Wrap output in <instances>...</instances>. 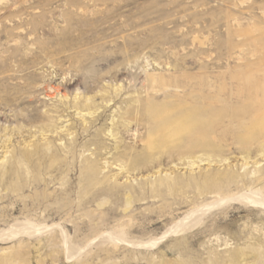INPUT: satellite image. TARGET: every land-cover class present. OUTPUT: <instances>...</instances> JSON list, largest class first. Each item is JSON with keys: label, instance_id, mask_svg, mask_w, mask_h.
I'll return each instance as SVG.
<instances>
[{"label": "rangeland", "instance_id": "1", "mask_svg": "<svg viewBox=\"0 0 264 264\" xmlns=\"http://www.w3.org/2000/svg\"><path fill=\"white\" fill-rule=\"evenodd\" d=\"M4 128L0 264H264V0H0Z\"/></svg>", "mask_w": 264, "mask_h": 264}, {"label": "bare ground", "instance_id": "2", "mask_svg": "<svg viewBox=\"0 0 264 264\" xmlns=\"http://www.w3.org/2000/svg\"><path fill=\"white\" fill-rule=\"evenodd\" d=\"M78 96V95H77ZM76 96V97H77ZM66 97V96H65ZM80 98V97H79ZM4 103H6V104H8L9 102H11V101H13L12 99H11V97H7V96H5L4 98H2L1 99ZM109 100V99H108ZM110 100H111V97H110ZM65 102V101H64ZM67 103V102H66ZM65 103V104H66ZM69 104H70V102H68ZM65 104H63V105H65ZM94 105V102H93V99L92 98H84L83 100H80V99H77L75 102H72V104H70L69 106H65V108L67 109V111H68V109L69 108H74L75 110H78L79 112L78 113H81L82 112V110H86L87 111V114H89V115H91L92 113H94V111L96 110V108H93V109H91L92 108V106ZM34 108V107H33ZM50 108V107H49ZM49 108H47V109H45V112H44V116L42 115V113H36V114H27V115H25V116H23L21 119L23 120V121H25V122H28V123H30V126L31 127H35V128H37V130H35L34 132H31L30 133V136H32V137H35V134H36V132H38L39 134H40V136H44V135H46V133L47 132H50V133H59L58 132V130L61 128V127H59V126H57V121L54 119V116H51L50 114H49V112H58V109L56 108V107H51L52 109H49ZM36 109V108H35ZM18 113H20V112H18ZM55 113V114H56ZM60 113V112H59ZM58 114V113H57ZM82 115V117H84V114H81ZM16 117H19V114H16ZM59 117V116H58ZM57 119V118H56ZM83 124H84V122H83ZM84 125H86V124H84ZM89 125V124H88ZM189 125H191L190 123H185V125L184 126H186V127H188ZM116 128H115V124H113V126L111 127V135H115L114 134V130H115ZM7 129L6 128H4V129H0V132H5ZM189 130V129H188ZM187 130V131H188ZM84 131H86V130H84ZM15 132L16 133H21L22 132V127H21V125H17L16 126V130H15ZM68 134H71V133H68ZM6 138H5V140L4 141H2L0 144V148L3 146V148L4 149H6L5 150V153H7L8 151H7V149H8V145H6L7 143L6 142H8V143H10V139H11V137H12V133L11 134H9V133H5V134H3ZM30 136H29V138H30ZM169 139V138H168ZM25 143L26 144H28V146L27 147H25V148H30V147H32L30 150H27V149H14V150H12V151H9V153H10V156L9 157H7V159L8 160H6V162L4 163V164H2V163H0V183L2 182V184H3V181H5V180H7L8 178H10L11 176H13V175H16V176H20V174H19V172H18V167H19V165H17L18 163H20V162H26V161H30V160H32L33 158H37V157H40V155L43 153V148L42 147H54V143H52V141L50 142L49 140H47L46 139V141H45V143L44 144H38V142H36V140H30V141H25ZM95 143H102V141H100V139H98V140H95ZM99 146V145H98ZM42 148V149H41ZM46 149V148H45ZM44 149V150H45ZM51 150H53L52 148H50ZM50 150V151H51ZM46 151V150H45ZM47 152V151H46ZM58 151L57 150H53V153H52V155L54 154V153H57ZM44 154V153H43ZM46 154V153H45ZM35 156V157H34ZM92 167H93V165H92ZM94 168V167H93ZM6 182V181H5ZM249 197L250 196H248L247 198L249 199ZM252 197V196H251ZM250 197V198H251ZM246 198V197H245ZM244 198V199H245ZM246 198V199H247ZM259 200H261V198H259ZM263 200V199H262ZM249 201V200H248ZM253 201V200H252ZM251 202V201H250ZM258 203H259V201H258ZM257 203V204H258ZM259 204H262V203H259ZM264 204V203H263ZM214 206V205H213ZM202 210H204V209H202ZM190 213H194V212H190ZM199 213V212H198ZM201 213V212H200ZM199 213V214H200ZM198 215V214H197ZM201 215V214H200ZM200 215H198V216H200ZM190 216H192L191 214H190ZM195 216V215H194ZM193 216V217H194ZM197 216V217H198ZM189 217V216H188ZM187 217V218H188ZM191 219H193L192 217H190ZM189 218V219H190ZM182 219H183V217H182ZM186 219V218H185ZM198 219V218H197ZM186 221H187V219H186ZM193 222H195V220L193 219ZM184 223H185V221H184ZM187 223V222H186ZM188 223H190V222H188ZM177 224V223H176ZM183 224V223H182ZM190 224H192V226H193V223H190ZM186 225V224H185ZM16 227H14L13 228V231H16L17 230V233L19 232H26V231H28V227H27V225L26 224H24V223H19L18 222V224H16L15 225ZM34 226V225H33ZM179 226H181V224L179 225ZM192 226H190L189 225V227H192ZM36 227V226H35ZM185 228H182V230L183 229H185V230H187L186 228V226H184ZM181 228V227H180ZM30 229V228H29ZM33 229V228H32ZM35 229H37V228H35ZM4 230V229H3ZM9 230H10V228H9ZM34 230V229H33ZM32 231V230H31ZM0 232H1V229H0ZM6 232H8V231H6ZM6 232H5V234H6ZM33 232V231H32ZM11 233H12V231H11ZM22 233V234H23ZM171 233V232H170ZM2 234V233H1ZM21 234V233H20ZM26 234V233H25ZM7 235H9V233L7 234ZM14 235H16V234H14ZM18 236H19V234H17ZM166 235V234H165ZM164 235V236H165ZM2 236H3V234H2ZM1 237V236H0ZM10 237V236H9ZM13 237V236H12ZM11 237V238H12ZM5 238H7V237H5ZM10 238V239H11ZM15 237H13V239H14ZM161 238V237H160ZM159 238V239H160ZM1 240L2 239H4V238H0ZM108 239V238H107ZM113 239V238H112ZM4 240H8V239H4ZM154 244V243H153ZM67 252V251H66ZM68 254V253H67ZM66 254V255H67Z\"/></svg>", "mask_w": 264, "mask_h": 264}]
</instances>
